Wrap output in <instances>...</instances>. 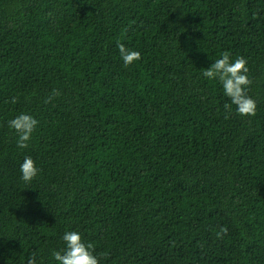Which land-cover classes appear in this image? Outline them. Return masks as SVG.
<instances>
[{"label":"trees","instance_id":"16d2710c","mask_svg":"<svg viewBox=\"0 0 264 264\" xmlns=\"http://www.w3.org/2000/svg\"><path fill=\"white\" fill-rule=\"evenodd\" d=\"M224 51L255 116L202 76ZM66 231L99 264H264V0H0V264H57Z\"/></svg>","mask_w":264,"mask_h":264},{"label":"clouds","instance_id":"9594fccd","mask_svg":"<svg viewBox=\"0 0 264 264\" xmlns=\"http://www.w3.org/2000/svg\"><path fill=\"white\" fill-rule=\"evenodd\" d=\"M120 58L125 67H129L134 62L141 60L139 51L127 48L123 43H117ZM249 69L247 60L243 56H238L234 61L229 52L224 51L221 57L216 59L209 68L202 72V76L208 80H218L223 87L224 95L227 96L231 104H225V108L231 110V105L236 106V113L241 116L252 117L256 114V102L248 95V89L252 80L248 76ZM60 93L53 89L52 94L46 102H51ZM11 103H17V98L13 97ZM38 120L32 115L21 113L8 121V126L17 135V147L26 149L29 141L38 126ZM39 169L31 156H26L20 165L21 179L26 183H31L38 175ZM228 232L227 228H220L216 232V238L221 239ZM62 240L65 243L63 250H53L52 256L57 264H99V259L94 255L95 247L93 243H85L82 236L77 231H66ZM27 264H42L38 262L37 254L31 253L27 259Z\"/></svg>","mask_w":264,"mask_h":264}]
</instances>
